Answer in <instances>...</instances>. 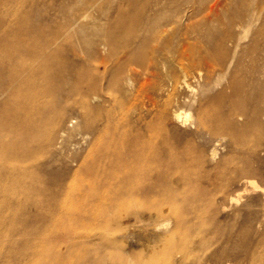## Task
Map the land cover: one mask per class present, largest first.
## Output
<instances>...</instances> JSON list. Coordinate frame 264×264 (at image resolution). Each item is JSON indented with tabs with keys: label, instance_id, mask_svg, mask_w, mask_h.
I'll list each match as a JSON object with an SVG mask.
<instances>
[{
	"label": "rangeland",
	"instance_id": "1",
	"mask_svg": "<svg viewBox=\"0 0 264 264\" xmlns=\"http://www.w3.org/2000/svg\"><path fill=\"white\" fill-rule=\"evenodd\" d=\"M146 17L159 37L129 60ZM3 35L0 52L47 36L56 56L1 97L0 264H204L225 238L229 264H264V0H0ZM18 66L0 54V89ZM28 99L29 117L68 107L27 125L11 105ZM216 109L233 133L192 135Z\"/></svg>",
	"mask_w": 264,
	"mask_h": 264
},
{
	"label": "bare ground",
	"instance_id": "2",
	"mask_svg": "<svg viewBox=\"0 0 264 264\" xmlns=\"http://www.w3.org/2000/svg\"><path fill=\"white\" fill-rule=\"evenodd\" d=\"M146 11V10H145ZM144 11V12H145ZM80 16H84V12L80 14H76L69 22L68 26L66 27L67 29L73 30L75 27L78 25L80 21ZM139 20V19H138ZM138 20H133L131 22V25L133 29H142L144 30V34L139 36L138 34H133L132 32L128 33V36L125 37L126 43L131 46L127 57L129 60L135 57V49L137 47H146L151 41L155 42L157 38L159 37L156 32H152L151 30V25L153 23V19L151 17H146L145 19V24H142V21L140 22ZM34 31V30H33ZM114 34L117 33V31L114 30ZM8 36L3 35L1 37V41H4ZM55 38L47 37L44 42H38L34 44H29L25 42H17L14 45L13 49H1L0 54L3 56L9 58V59H14V63L19 65L18 67L14 68L13 70L9 71L8 74L6 75V81L8 82V85L5 88L0 89V114L5 110L7 107V104L5 101L1 98L2 95L6 92H11L13 95L19 94L24 87L28 84L26 81H22V78L26 76V74H38V76H42L43 74H47L50 72L49 69V64L51 65L52 61L55 59L56 53L50 49V45L53 43ZM109 41V44H112L113 40L110 38L107 39ZM14 43V41H13ZM257 42L255 41V45L252 46V51L256 52H261L263 46H264V41L262 42V46L256 44ZM89 44H93V42H89ZM134 44V45H133ZM239 45L238 41H235L233 43L232 47V55L230 58L229 62H238L240 61V56L237 54V47ZM151 50H156V47L152 48ZM252 51L245 53L246 56H249L250 58L254 57ZM147 57V56H146ZM193 63V62H192ZM21 77V78H20ZM14 80L18 81L14 85ZM52 92L56 93L55 95H58L59 92L61 91V86L60 85H53L52 87ZM237 95V94H236ZM218 96H215L217 98ZM263 97V95H262ZM37 99V97H36ZM30 99L28 100H20L16 102V104L11 105V110L14 113V118L15 120H18L20 123L27 122L28 124H32L37 120V115L38 114H46L49 113L52 120L53 124H57L59 118L61 117V112L62 110H65L68 107V104L65 102L64 104H59L57 103V100L55 99V102L57 103V106L54 107L53 109H50L49 105H43L40 107H35L30 109V113L32 117H29L26 115V111L28 110V104H29ZM236 108L239 110L243 109V104L241 102L236 104ZM191 113L189 111H182V110H173L172 117L176 121H180L182 125L186 124L189 122L191 119ZM251 122H256L257 121V114H255L253 117L250 118ZM0 123L4 124L2 127H9L8 124L6 125L4 121L0 118ZM83 124L88 125L89 124V119L86 116L83 118ZM239 124V123H238ZM221 129L223 131H226L230 134L233 133L235 130L234 123L232 120L229 118H225L222 115V112L220 110L216 109L211 115L205 116V119L199 120V122L196 125H193L192 127V135L196 137H202L209 133L212 129ZM60 133V131H59ZM63 134V133H62ZM221 138V137H220ZM225 138V137H224ZM219 141V139H218ZM215 142V141H214ZM1 143H4L1 141ZM218 144L215 143V145ZM213 146L212 149H209L211 152L209 155L212 157L216 153V146ZM257 144H251V146L256 147ZM156 148V147H155ZM211 148V147H210ZM218 148V147H217ZM147 152L152 153L153 148L148 145L146 148ZM4 152H8L5 150ZM204 152V151H203ZM195 153V152H194ZM7 153H5L6 155ZM9 156H14V148L9 149L8 154ZM8 158V156H7ZM212 159V158H211ZM149 166V165H148ZM150 167V166H149ZM153 168V166H152ZM155 169V168H154ZM161 169V168H160ZM165 174V173H164ZM220 178L218 173H213L209 174L207 176V179L210 182H217V180ZM153 204H159L158 202H154ZM249 216V215H247ZM251 218V217H250ZM167 223V222H166ZM237 235L240 234V231L236 233ZM207 238H212V235H208ZM228 243V239L225 238V240H222L220 243L219 249L214 253L213 255H209L206 260L204 261V264H229L228 261H231L230 259L227 258V255H225L224 250L226 248V244ZM184 246L181 245V251L184 252ZM184 254V253H183Z\"/></svg>",
	"mask_w": 264,
	"mask_h": 264
}]
</instances>
